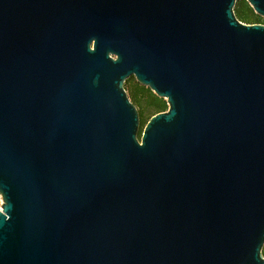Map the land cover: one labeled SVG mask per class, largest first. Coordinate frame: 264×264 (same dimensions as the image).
<instances>
[{
	"label": "water",
	"instance_id": "1",
	"mask_svg": "<svg viewBox=\"0 0 264 264\" xmlns=\"http://www.w3.org/2000/svg\"><path fill=\"white\" fill-rule=\"evenodd\" d=\"M236 2L0 0V264H264V24ZM130 76L168 105L140 138Z\"/></svg>",
	"mask_w": 264,
	"mask_h": 264
},
{
	"label": "trees",
	"instance_id": "2",
	"mask_svg": "<svg viewBox=\"0 0 264 264\" xmlns=\"http://www.w3.org/2000/svg\"><path fill=\"white\" fill-rule=\"evenodd\" d=\"M233 11L236 18L242 23L264 24V17L256 14L247 0H237ZM124 89L138 111L140 121L138 138H140L150 117L168 109L167 101L158 97L150 88L138 83L134 76L125 80ZM262 255H264V248H262Z\"/></svg>",
	"mask_w": 264,
	"mask_h": 264
},
{
	"label": "built area",
	"instance_id": "3",
	"mask_svg": "<svg viewBox=\"0 0 264 264\" xmlns=\"http://www.w3.org/2000/svg\"><path fill=\"white\" fill-rule=\"evenodd\" d=\"M3 203H4V199L2 197V194L0 193V212L3 211V206H2Z\"/></svg>",
	"mask_w": 264,
	"mask_h": 264
}]
</instances>
